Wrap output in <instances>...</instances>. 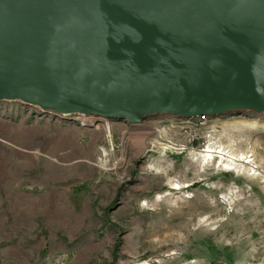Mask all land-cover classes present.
<instances>
[{
  "label": "rangeland",
  "instance_id": "1",
  "mask_svg": "<svg viewBox=\"0 0 264 264\" xmlns=\"http://www.w3.org/2000/svg\"><path fill=\"white\" fill-rule=\"evenodd\" d=\"M208 147L244 163L203 165ZM0 264H264V114L128 124L0 100Z\"/></svg>",
  "mask_w": 264,
  "mask_h": 264
},
{
  "label": "water",
  "instance_id": "2",
  "mask_svg": "<svg viewBox=\"0 0 264 264\" xmlns=\"http://www.w3.org/2000/svg\"><path fill=\"white\" fill-rule=\"evenodd\" d=\"M139 124L264 114V0H0V100Z\"/></svg>",
  "mask_w": 264,
  "mask_h": 264
},
{
  "label": "bare ground",
  "instance_id": "3",
  "mask_svg": "<svg viewBox=\"0 0 264 264\" xmlns=\"http://www.w3.org/2000/svg\"><path fill=\"white\" fill-rule=\"evenodd\" d=\"M107 127V130H108V133H110V128L108 126ZM216 155H218V159L220 160L219 163L224 165L225 168H229L231 167L232 165L236 164L239 160L237 158H235L234 156H231L229 155V153L223 151V150H220V151H216L214 148L212 147H208L207 150H205L203 152V154L201 155V163L203 165H210V161L212 160L213 157H215ZM241 162L242 164L244 163V161H239ZM246 163H249L246 162ZM171 190L173 191H180L181 188L176 185V186H173L171 188Z\"/></svg>",
  "mask_w": 264,
  "mask_h": 264
},
{
  "label": "built area",
  "instance_id": "4",
  "mask_svg": "<svg viewBox=\"0 0 264 264\" xmlns=\"http://www.w3.org/2000/svg\"><path fill=\"white\" fill-rule=\"evenodd\" d=\"M202 120H204V119L202 118Z\"/></svg>",
  "mask_w": 264,
  "mask_h": 264
}]
</instances>
